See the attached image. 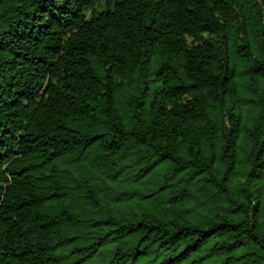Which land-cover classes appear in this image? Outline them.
Returning a JSON list of instances; mask_svg holds the SVG:
<instances>
[{"label":"trees","instance_id":"1","mask_svg":"<svg viewBox=\"0 0 264 264\" xmlns=\"http://www.w3.org/2000/svg\"><path fill=\"white\" fill-rule=\"evenodd\" d=\"M0 264H264V0H0Z\"/></svg>","mask_w":264,"mask_h":264},{"label":"rangeland","instance_id":"2","mask_svg":"<svg viewBox=\"0 0 264 264\" xmlns=\"http://www.w3.org/2000/svg\"><path fill=\"white\" fill-rule=\"evenodd\" d=\"M98 10L101 11L102 10V6L98 7Z\"/></svg>","mask_w":264,"mask_h":264}]
</instances>
